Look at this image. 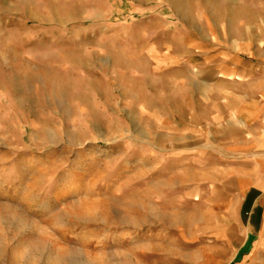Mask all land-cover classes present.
Returning <instances> with one entry per match:
<instances>
[{
	"label": "rangeland",
	"instance_id": "1",
	"mask_svg": "<svg viewBox=\"0 0 264 264\" xmlns=\"http://www.w3.org/2000/svg\"><path fill=\"white\" fill-rule=\"evenodd\" d=\"M260 42L264 0H0V264H264L211 117Z\"/></svg>",
	"mask_w": 264,
	"mask_h": 264
},
{
	"label": "crops",
	"instance_id": "2",
	"mask_svg": "<svg viewBox=\"0 0 264 264\" xmlns=\"http://www.w3.org/2000/svg\"><path fill=\"white\" fill-rule=\"evenodd\" d=\"M235 52L232 64L216 67V111L211 117L218 125H233L231 130L223 128L224 140L234 136L227 146L247 148V157L254 158L256 167L243 178L241 195L246 202L257 192L252 206L262 207L257 200L264 193V43H243Z\"/></svg>",
	"mask_w": 264,
	"mask_h": 264
},
{
	"label": "bare ground",
	"instance_id": "3",
	"mask_svg": "<svg viewBox=\"0 0 264 264\" xmlns=\"http://www.w3.org/2000/svg\"><path fill=\"white\" fill-rule=\"evenodd\" d=\"M124 235H126V234H123V236H124ZM123 236H121V238H120L121 240H124V239H126V238H123Z\"/></svg>",
	"mask_w": 264,
	"mask_h": 264
}]
</instances>
